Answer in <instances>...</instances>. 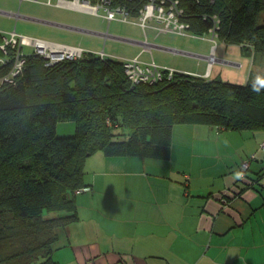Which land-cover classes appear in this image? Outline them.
Here are the masks:
<instances>
[{"label":"trees","instance_id":"16d2710c","mask_svg":"<svg viewBox=\"0 0 264 264\" xmlns=\"http://www.w3.org/2000/svg\"><path fill=\"white\" fill-rule=\"evenodd\" d=\"M178 1L189 31L214 29L263 72L253 70L245 84L177 71L133 85L122 62L85 52L46 66L25 47L23 74L0 89V264L50 262L62 231L78 220L76 191L94 153L168 159L179 124L264 131V88L253 91L264 77V0ZM61 121H75V133L59 136Z\"/></svg>","mask_w":264,"mask_h":264},{"label":"crops","instance_id":"0c3cea01","mask_svg":"<svg viewBox=\"0 0 264 264\" xmlns=\"http://www.w3.org/2000/svg\"><path fill=\"white\" fill-rule=\"evenodd\" d=\"M219 50L202 57L216 60L215 71L202 61L190 74L228 79L250 69L248 81L252 58ZM262 141L264 131L179 124L168 159L94 153L76 191L78 220L44 264H264Z\"/></svg>","mask_w":264,"mask_h":264},{"label":"rangeland","instance_id":"374dc122","mask_svg":"<svg viewBox=\"0 0 264 264\" xmlns=\"http://www.w3.org/2000/svg\"><path fill=\"white\" fill-rule=\"evenodd\" d=\"M44 1L0 0V31L15 29L19 34L54 44L103 52L107 58L119 62L136 57L146 62L154 60L160 66L185 73L195 71L202 61L206 63V69L213 66L215 71L216 60L209 62L208 58L202 57L214 54L218 58L221 51L217 55L214 53L217 44H222L228 51L241 52V45H224L219 37L212 40L210 33L198 35L187 29L183 33L160 32L153 26L143 28L135 16L130 17V21H107L102 12L96 15L82 7L58 5V0H52L53 5ZM152 24L156 25L155 22ZM25 50L30 52L29 48ZM249 70L222 80L245 84ZM259 71L254 66V72ZM75 130V121H61L57 125L59 136L73 135Z\"/></svg>","mask_w":264,"mask_h":264},{"label":"built area","instance_id":"2783aa9c","mask_svg":"<svg viewBox=\"0 0 264 264\" xmlns=\"http://www.w3.org/2000/svg\"><path fill=\"white\" fill-rule=\"evenodd\" d=\"M31 1L41 2V0ZM44 3L54 4L52 0H45ZM138 3H140V0H58L57 4L82 7L96 15L102 12V17L107 21L115 19L130 21V17H134V10L137 9L138 13L135 17L145 29L153 26L160 32L174 31L179 33L188 30L189 25L181 21L183 9L180 7L178 0H146L140 7H138ZM153 22L156 25L152 24ZM210 34L215 37V30L211 29ZM25 47L30 49L31 54L43 57L46 66H52L65 60L82 58L87 52L80 47L54 44L42 39L25 36L17 33L15 29L10 32L0 31V70L5 71V74L0 78V89L5 86L16 85L23 74L29 54L24 52ZM95 54L101 58L107 57L103 52ZM121 62L127 78L133 85L152 84L163 80L165 77L171 79L177 72L174 68L158 65L154 60L146 62L138 57L125 59ZM260 149L264 150V141L260 143ZM256 158L257 154L254 153L249 160L242 163L238 171L240 178L247 175L250 161ZM257 183L264 186V169L258 175ZM89 189V187L82 188L85 191Z\"/></svg>","mask_w":264,"mask_h":264},{"label":"clouds","instance_id":"9594fccd","mask_svg":"<svg viewBox=\"0 0 264 264\" xmlns=\"http://www.w3.org/2000/svg\"><path fill=\"white\" fill-rule=\"evenodd\" d=\"M261 88H264V77L258 75L256 77V80L253 84V91L254 92H259Z\"/></svg>","mask_w":264,"mask_h":264}]
</instances>
